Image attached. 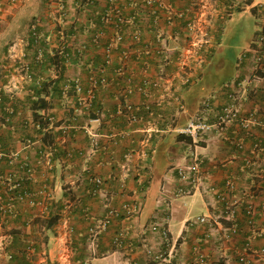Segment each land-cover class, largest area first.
Returning a JSON list of instances; mask_svg holds the SVG:
<instances>
[{"label":"crops","instance_id":"crops-1","mask_svg":"<svg viewBox=\"0 0 264 264\" xmlns=\"http://www.w3.org/2000/svg\"><path fill=\"white\" fill-rule=\"evenodd\" d=\"M143 2L16 0L4 12L0 201H9L12 210L0 212V264L26 263L29 245L34 247L30 264H197V252L204 264H235L252 229L244 214L249 204L257 212L254 227L261 230L250 245L264 247V55L254 64L264 0H163L184 17L170 26L159 23L168 36H179V41L167 38L168 51L160 56ZM195 15L211 23L213 43L190 83L174 95L167 90L158 97L138 93L142 71L155 75L157 59L165 65V77H172L165 82L179 84L175 48L181 46L185 19ZM38 20L45 27L38 32L39 43L26 29ZM134 32L139 43L131 39ZM116 33L123 41L111 49L100 73L97 66ZM225 85L238 94L239 117H251L253 124L233 122L196 142L178 136L174 127L192 117L204 98L213 96L214 107L226 102ZM126 87L133 91L124 95ZM176 95L180 102L173 99ZM35 101L46 106L36 110L44 118L41 126L33 117ZM150 126L159 132L147 137L144 130ZM191 155L202 160L213 192H224L227 181L233 184L226 200L238 231L229 239L222 228L230 221L222 219L224 205L214 196L213 201L195 191L174 198L165 209L157 203L160 187L167 182V189L174 190L175 169ZM95 177L119 216L92 246L89 228L106 212L102 195L93 191ZM23 192L27 195L17 200ZM124 205H139L140 211L129 215ZM153 218L166 238L150 230ZM66 225L72 230L68 236ZM117 233L124 237L120 245L113 242Z\"/></svg>","mask_w":264,"mask_h":264},{"label":"built area","instance_id":"built-area-1","mask_svg":"<svg viewBox=\"0 0 264 264\" xmlns=\"http://www.w3.org/2000/svg\"><path fill=\"white\" fill-rule=\"evenodd\" d=\"M16 4V0H0V22L3 19L4 12L8 8H12ZM142 11H146V15L151 20L153 32L155 35V55L160 56L164 54V52L168 51L166 47L167 38L179 41V36L175 35V37L168 36L167 32H164L160 28V22L164 21V23L168 26L172 25L175 20L182 19L184 17L183 13L177 12L167 6L163 0H144L142 4ZM211 27V23L205 17L200 19V16L187 17L183 23L182 30L183 35L180 40V47L175 48L177 51L176 57L174 59V64L176 70L174 75L178 74L179 84L177 86L168 85L165 80V65L162 60L157 59V71L155 75H151L146 72V69L142 71L143 78L141 82L136 87V91L143 96H163L164 91H171L172 95L174 93H180V90L187 86L193 75L195 74L196 69L202 65L206 61V57L209 54V49L212 45V37L209 34V28ZM168 37H165V36ZM140 36L138 32H134L131 34V39L134 43H139ZM122 36L120 33H116L113 39L106 44L105 47V60L98 64L97 70L101 73L104 67L109 62V52L114 48L115 45H119L122 43ZM255 54H254V64L259 65L262 56L264 55V26L258 30V34L255 39ZM117 72H121V67L117 70ZM165 77V78H164ZM163 82V83H161ZM96 82H93V85L88 88L87 94L92 95V90L95 87ZM169 87V88H167ZM74 91L79 93L81 91V87L78 84L73 86ZM225 96L226 102L220 104L218 107H214V97L209 96L204 98L200 102L199 109L197 112L190 117L183 125L175 126L174 130L178 136H183L186 139H189L192 142L203 140L207 135L221 132L224 127L233 122H239L243 127H249L253 124V119L251 117H239V97L237 92L228 90L229 86L225 85ZM133 90L130 87H126L124 90V95L131 93ZM174 100L180 102V98L178 95L173 97ZM156 105L158 103L156 102ZM181 106V105H180ZM182 109V108H181ZM125 110H131V107L125 105ZM131 121L137 120V115L129 114ZM52 118H47L48 122L51 121ZM147 134V137H151L152 135L159 132L157 128L150 126L144 130ZM2 156L0 152V157ZM27 172L30 173L31 170L27 169ZM175 179L177 184L174 187L173 191H169L167 189L168 183L166 182L163 186L160 187L159 194L157 197V203L162 204V207L165 209L169 207L171 200L176 197H181L184 195H189L195 191H199L205 196H211V199L221 202L224 205L223 212V220L230 221V225L222 228L223 230V238L229 239V237L235 233H237L238 228L236 222L234 220V210L230 202L226 199V192L230 193L234 187L230 181H227L224 184V192H213L212 188H209L205 182V173L202 170V160L195 155H191V158L188 163L183 166H179L175 169ZM93 183V191L95 194L102 195V201L105 204V215L99 220V222L89 228V243L94 246L97 236L99 233L107 228V226L112 222L115 217L119 216V212L117 209L112 208L109 205V197L106 193L102 192L103 182L100 178L95 177L91 179ZM101 191V192H100ZM27 195V192H23L15 196V198L19 201H22L23 198ZM124 209L127 210V214L136 216L140 211L139 205H134L129 208L127 205H124ZM12 210V204L7 201L6 203H2L0 201V212L5 214L6 212H10ZM244 214L247 217L248 224L252 227L249 234V239L244 244L242 250L237 254L236 263L235 264H259L264 263V247L262 248H253L250 245V241L256 236L261 234V230L254 227V218L257 215L256 209L252 205H246L244 208ZM199 221L203 222L204 219L201 218ZM150 230L158 231L163 238H166L167 232L164 229H159V224L156 218H153L150 222ZM70 226L66 225L65 234L68 236L71 233ZM123 235L121 233H117L113 242L116 245H120L123 240ZM34 247L27 246L25 250V254L27 255L26 263L30 264L31 255H33ZM9 258H11L9 256ZM196 263L204 264L205 259L204 256L197 252L196 255Z\"/></svg>","mask_w":264,"mask_h":264},{"label":"trees","instance_id":"trees-1","mask_svg":"<svg viewBox=\"0 0 264 264\" xmlns=\"http://www.w3.org/2000/svg\"><path fill=\"white\" fill-rule=\"evenodd\" d=\"M81 1H85V0H81ZM114 14H115V12H114ZM104 24V21H103V19H101V25H103ZM45 27H43L42 25H40V21L38 20V21H36V23L35 22H33V21H30V22H28L27 23V26H26V29H30V31H32V34H34L33 36H34V38H33V40H35L37 43H39V37L37 36V35H39V31H42L43 29H44ZM31 43H32V41H31ZM34 43V42H33ZM36 47H39V45L37 44V46ZM61 55V54H60ZM37 89H39V88H37ZM73 90V89H72ZM38 92V91H37ZM2 99H1V97H0V103H3V101H1ZM44 107H46L45 106V104H43L42 102H39V103H37V101H35V102H32V108H33V110H34V115H33V117H34V119L35 120H37L38 121V123H39V125L41 126L42 124H43V121H44V118L43 117H41L39 114H37L36 113V110H40V109H42V108H44ZM46 121V120H45ZM183 137V136H182ZM183 138H185V137H183ZM186 139V138H185ZM189 140V139H188Z\"/></svg>","mask_w":264,"mask_h":264}]
</instances>
